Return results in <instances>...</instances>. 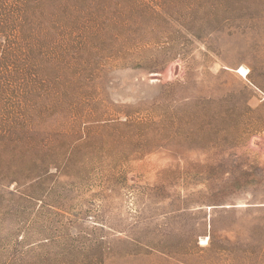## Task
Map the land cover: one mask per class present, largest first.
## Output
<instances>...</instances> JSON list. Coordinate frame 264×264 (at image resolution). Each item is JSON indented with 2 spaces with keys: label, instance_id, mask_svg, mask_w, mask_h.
I'll return each instance as SVG.
<instances>
[{
  "label": "rangeland",
  "instance_id": "obj_1",
  "mask_svg": "<svg viewBox=\"0 0 264 264\" xmlns=\"http://www.w3.org/2000/svg\"><path fill=\"white\" fill-rule=\"evenodd\" d=\"M0 264H264V0H0Z\"/></svg>",
  "mask_w": 264,
  "mask_h": 264
},
{
  "label": "bare ground",
  "instance_id": "obj_2",
  "mask_svg": "<svg viewBox=\"0 0 264 264\" xmlns=\"http://www.w3.org/2000/svg\"><path fill=\"white\" fill-rule=\"evenodd\" d=\"M248 70H247V68H244V67H241L240 69H239V73L241 74V75H246V72H247ZM204 241H205V239H202L200 242H201V244L202 245H204Z\"/></svg>",
  "mask_w": 264,
  "mask_h": 264
}]
</instances>
